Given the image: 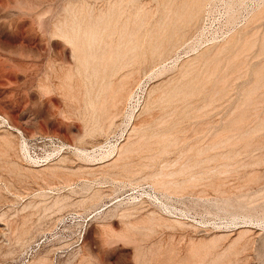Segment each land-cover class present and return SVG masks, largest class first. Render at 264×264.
Returning a JSON list of instances; mask_svg holds the SVG:
<instances>
[{"label":"rangeland","instance_id":"obj_1","mask_svg":"<svg viewBox=\"0 0 264 264\" xmlns=\"http://www.w3.org/2000/svg\"><path fill=\"white\" fill-rule=\"evenodd\" d=\"M263 80L264 0H0V264H264Z\"/></svg>","mask_w":264,"mask_h":264},{"label":"bare ground","instance_id":"obj_2","mask_svg":"<svg viewBox=\"0 0 264 264\" xmlns=\"http://www.w3.org/2000/svg\"><path fill=\"white\" fill-rule=\"evenodd\" d=\"M116 1H117V0H116ZM131 1H132V0H131ZM186 1H187V0H186ZM28 2H29V1H28ZM126 2H127V1H126ZM126 2H125V3H126ZM129 2H130V1H129ZM133 2H134V1H133ZM190 2H191V1H190ZM111 3H112V2H111ZM115 3H117V2H115ZM136 3H137V2H136ZM136 3H135V4H136ZM27 4H28V3H27ZM27 4H26V5H27ZM126 4H127V3H126ZM137 4H138V3H137ZM190 4H191V3H190ZM26 5H25V6H26ZM29 5H30V3H29ZM127 5H128V4H127ZM131 5H132V3H131ZM133 5H134V4H133ZM200 5H201V4H200ZM200 5H199V6H200ZM23 6H24V5H23ZM30 6H31V5H30ZM32 6H33V5H32ZM73 6H74V5H73ZM109 6H110V3H109ZM135 6H136V5H135ZM138 6H139V5H138ZM166 6H167V5H166ZM182 6H183V5H182ZM26 8H29V7H26ZM65 8H66V7H65ZM74 8H75V7H74ZM121 8H122V7H121ZM124 8H125V6H124ZM202 8H203V7H202ZM76 9H78V7H77ZM85 9H86V8H84V10H85ZM107 9H109V8H107ZM110 9H111V8H110ZM122 9H123V8H122ZM136 9H137V8H136ZM186 9H187V8H186ZM28 10H29V9H28ZM31 10H32V9H31ZM124 10H125V9H124ZM171 10H172V8H171ZM182 10H183V9H182ZM101 11H102V10H101ZM103 11H104V10H103ZM107 11H108V10H107ZM113 11H114V10H113ZM139 11H140V8H139ZM158 11H159V10H158ZM172 11H173V10H172ZM189 11H190V9H189ZM82 12H83V11H82ZM88 12H89V11H88ZM98 12H99V11H98ZM109 12H110V11H109ZM111 12H112V11H111ZM115 12H116V11H115ZM123 12H124V11H123ZM123 12H122V13H123ZM137 12H138V10H137ZM174 12H175V11H174ZM183 12H185V11H183ZM183 12H182V13H183ZM198 12H199V11H198ZM84 13H85V12H84ZM125 13H126V12H125ZM145 13H146V12H145ZM38 14H39V13H38ZM65 14H66V13H65ZM77 14H78V13H77ZM82 14H83V13H82ZM95 14H96V13H95ZM118 14H119V13H118ZM127 14H129V13H127ZM143 14H144V13H143ZM159 14H160V13H159ZM66 15H67V14H66ZM69 15H70V14H69ZM88 15H89V13H88ZM90 15H91V13H90ZM93 15H94V14H93ZM111 15H112V14H111ZM134 15H135V14H134ZM138 15H139V14H137V16H138ZM180 15H182V14L180 13ZM180 15H179V16H180ZM194 15H195V14H194L193 11L190 12V14H189V18H191V17L194 18ZM37 16H39V15H37ZM37 16H36V17H37ZM101 16H102V15H100V17H101ZM124 16H125V15H124ZM139 16H140V15H139ZM82 17H83V16H82ZM97 17H98V16H97ZM125 17H126V16H125ZM184 17H185V15H184ZM254 17H255V16H254ZM69 18H70V17H69ZM92 18H94V16H93ZM104 18H105V17H104ZM110 18H111V16H110ZM121 18H122V17H121ZM140 18H141V17H140ZM185 18H186V17H185ZM185 18H184V19H185ZM196 18H197V16H196ZM196 18H195V20H196ZM36 19H37V18H36ZM38 19H39V17H38ZM70 19H71V18H70ZM79 19H80V18H79ZM86 19H87V18H86ZM102 19H103V18H102ZM114 19H115V16H114ZM116 19H117V18H116ZM123 19H124V18H123ZM131 19H132V18H131ZM40 20H41V18H40ZM61 20H62V19H61ZM80 20H81V19H80ZM93 20H94V19H93ZM120 20H121V19H120ZM133 20H134V18H133ZM181 20H182V19H181ZM186 20H187V19H186ZM193 20H194V19H193ZM59 21H60V20H59ZM62 21H63V20H62ZM68 21H69V20H68ZM86 21H87V20H86ZM102 21H103V20H102ZM104 21H105V20H104ZM124 21H125V20H124ZM136 21L138 22L139 20H136ZM144 21H145V20H144ZM144 21H143V22H144ZM172 21H173V20H172ZM38 22H39V21H38ZM65 22H66V21H65ZM111 22H113V21H111ZM118 22H119V20H118ZM128 22H129V20H128ZM140 22H141V21H140ZM54 23H55V22H54ZM54 23H53V24H54ZM59 23H63V22H59ZM69 23H70V21H69ZM71 23H72V22H71ZM84 23H85V22H84ZM86 23H87V22H86ZM91 23H92V22H91ZM125 23H126V22H125ZM141 23H142V22H141ZM148 23H149V22H148ZM183 23H184V21H183ZM105 24H106V23H105ZM136 24H137V23H136ZM154 24H155V23H154ZM180 24H181V23H180ZM180 24H179V25H180ZM184 24H185V23H184ZM193 24H194V23H193ZM66 25H67V24H66ZM107 25H108V24H107ZM112 25H113V23H112ZM122 25H123V24H122ZM133 25H135V24H133ZM179 25H178V26H179ZM61 26H63V25H61ZM101 26H102V25H101ZM125 26H126V25H125ZM147 26H149V25H147ZM54 27H55V25H54ZM56 27H58V26L56 25ZM97 27H98V26H97ZM112 27H113V26H112ZM112 27H111V30H113ZM114 27H115V26H114ZM127 27H128V26H127ZM133 27H134V26H133ZM139 27H140V26H139ZM190 27H191V26H190ZM59 28H60V27H59ZM64 28H65V27H64ZM64 28H63V29H64ZM70 28H71V27H70ZM99 28H101V27L99 26ZM130 28H132V27H130ZM200 28H202V27H200ZM57 29H58V28H57ZM60 29H61V28H60ZM121 29H122V28H121ZM138 29H139V28H138ZM138 29H137V30H138ZM150 29H151V28H150ZM161 29H162V28H161ZM55 30H56V29H55ZM64 30H65V29H64ZM116 30H118V29L116 28ZM131 30H133V29H131ZM131 30H130V31H131ZM184 30H185V28H184ZM56 31H58V30H56ZM60 31H61V30H60ZM86 31H88V30H86ZM114 31H115V30H114ZM124 31H125V30H124ZM127 31H128V30H127ZM130 31H129V32H130ZM147 31H148V30H147ZM159 31H160V30H159ZM177 31H178V30H177ZM201 31H202V30H199V31H197V32H201ZM72 32H73V30H72ZM117 32H118V31H117ZM138 32H139V31H138ZM154 32H155V31H154ZM59 33H60V32H59ZM81 33H82V32H81ZM94 33H95V32H94ZM147 33H148V32H147ZM147 33H146V34H147ZM70 34H71V33H70ZM95 34H96V33H95ZM114 34H115V33H114ZM166 34H167V33H166ZM54 35H55V33H54ZM56 35H57V37H59V36H58L59 34L56 33ZM62 35H63V34H62ZM82 35H83V34H82ZM108 35H109V33H108ZM112 35H113V33H112ZM129 35H130V34H129ZM64 36H65V35H64ZM95 36H96V35H95ZM242 36H243V35H242ZM68 37H69V36H68ZM75 37H76V35H75ZM75 37H74V38H75ZM113 37H114V36H113ZM60 38H63V37L60 36ZM66 38H67V37H66ZM94 38H96V37H94ZM116 38H117V37H116ZM82 39H83V38H82ZM122 39H123V38H121V40H122ZM158 39H159V37H158ZM175 39H177V38H175ZM175 39H174V41H175ZM245 39H246V38H245ZM64 40H65V39H64ZM94 40H95V39H94ZM117 40H119V39H117ZM117 40H116V41H117ZM123 40H124V39H123ZM127 40H128V38H127ZM127 40H126V41H127ZM134 40H135V38H134ZM137 40H138V39H137ZM145 40H146V39H145ZM156 40H157V38H156ZM116 41H115V42H116ZM146 41H147V40H146ZM234 41H235V40H234ZM240 41H241V40H240ZM242 41H243V40H242ZM67 42H68V41H67ZM74 42H75V41H74ZM85 42H86V41H85ZM136 42H137V41H136ZM152 42H153V40H152ZM79 43H80V42H79ZM81 43H82V42H81ZM81 43H80V44H81ZM83 43H84V42H83ZM113 43H114V42H113ZM162 43H164V42H162ZM65 44H68V43H65ZM74 44H75V43H74ZM92 44H93V43H92ZM94 44H95V43H94ZM104 44H105V41H104ZM107 44H109V43H107ZM135 44H136V43H135ZM145 44H146V43H145ZM165 44H166V43H165ZM226 44H227V43H226ZM239 44H240V43H239ZM251 44H252V43H251ZM86 45H88V44H86ZM86 45H85V46H86ZM109 45H110V44H109ZM111 45H112V44H111ZM116 45H117V44H116ZM119 45H120V43H119ZM137 45H138V44H137ZM93 46H94V45H93ZM113 46H114V45H113ZM120 46H122V45H120ZM120 46H119V47H120ZM145 46H146V45H145ZM52 47H53V46H52ZM52 47H51V48H52ZM101 47H102V46H101ZM109 47L114 48V47H112V46H109ZM125 47H126V46H125ZM162 47H164V45H163ZM55 48H56V46H55ZM72 48H73V46H72ZM74 48H75V47H74ZM87 48H88V47H87ZM92 48H93V47H92ZM92 48H91V49H92ZM116 48H117V47H116ZM134 48H135V47H134ZM235 48H236V47H235ZM235 48H234V49H235ZM126 49H127V48H126ZM126 49H125V50H126ZM236 49H237V48H236ZM75 50H76V49H75ZM87 50H88V49H87ZM112 50H114V49H112ZM127 50H128V49H127ZM127 50H126V52H127ZM130 50H132V49H129V51H130ZM150 50H151V49H150ZM162 50H163V48H162ZM79 51H80V50H79ZM88 51H89V50H88ZM96 51H97V50H96ZM101 51H102V50H101ZM101 51H100V52H101ZM108 51L110 52L111 50L108 49ZM217 51H218V50H217ZM240 51H241V50H240ZM72 52H73V51H72ZM126 52H125V53H126ZM231 52H232V51H231ZM235 52H236V51H235ZM106 53H107V52H106ZM127 53H128V52H127ZM127 53H126V54H127ZM146 53H147V52H146ZM239 53H240V52H239ZM73 54H74V52H73ZM104 54H105V53H104ZM209 54H210V53H209ZM209 54H208V55H209ZM82 55H84V54H82ZM94 55H95V54H94ZM106 55H107V54H106ZM122 55H123V53H122ZM84 56H85V55H84ZM98 56H99V53H98ZM99 57H100V56H99ZM107 57H108V56H107ZM111 57H112V56H111ZM125 57H126V56H125ZM128 57H129V56H128ZM207 57H208V56H207ZM209 57H211V56H209ZM212 57H213V56H212ZM73 58H74V56H73ZM102 58H103V56H102ZM112 58H113V57H112ZM202 58H204V57H202ZM232 58H233V57H232ZM108 59H109V58H108ZM151 59H152V58H151ZM209 59H210V58H209ZM81 60H83V59L81 58ZM102 60H103V59H102ZM120 60H121V59H120ZM122 60H123V59H122ZM126 60L129 62V59H126ZM240 60H241V59H240ZM93 61H94V59H93ZM100 61H101V58H100ZM104 61H107V60L104 59ZM127 61H125V62H127ZM55 62H56V61H55ZM109 62H110V61H109ZM119 62H120V63H123V62H121V61H119ZM96 63H97V62H96ZM105 63H106V62H105ZM114 63H115V62H114ZM237 63H238V62H237ZM237 63H236V65H237ZM240 63H241V62H240ZM54 64H55V63H54ZM74 64H75V62H74ZM90 64H91V60H90ZM92 64H93V63H92ZM92 64H91V65H92ZM103 64H104V63H103ZM107 64H108V63H107ZM124 64H125V63H124ZM76 65H77V64H76ZM99 65H100V64H99ZM121 65H122V64H121ZM121 65H120V66H121ZM241 65H242V64H241ZM104 66H106V64H104ZM74 67H75V66H74ZM60 68H61V65H60ZM93 68H94V67H93ZM237 68H238V67H237ZM67 69H68V68H67ZM69 69H70V68H69ZM69 69H68V70H69ZM73 69H74V68H73ZM79 69H80V68H79ZM99 69H100V68H99ZM61 70H62V68H61ZM64 70H66V69H64ZM64 70H63V71H64ZM102 70H103V69H102ZM185 70H186V69H185ZM222 70H223V69H222ZM74 71H75V69H74ZM83 71H84V70H83ZM237 71H238V70H237ZM61 72H62V71H61ZM67 72H68V71H67ZM76 72H77V71H76ZM107 72H108V71H107ZM218 72H219V71H218ZM70 73H71V72H70ZM91 73H92V72H91ZM97 73L99 74V72H97ZM212 73H213V72H212ZM231 73H232V72H231ZM63 74H64V73H63ZM68 74H69V73H67V75H68ZM77 74H78V72H77ZM89 74H90V73H89ZM98 74H97V75H98ZM256 74H257V72H256ZM61 75H62V74H61ZM61 75H60V77H61ZM67 75L64 74V76H67ZM230 75H231V74H230ZM234 75H235V73H234ZM257 75H258V74H257ZM74 76H75V75H74ZM108 76H109V75H108ZM212 76H213V75H212ZM221 76H222V75H221ZM221 76H220V77H221ZM62 77H63V76H62ZM70 77L72 78L71 75H70ZM75 77H76V76H75ZM88 77H89V76H88ZM94 77H95V76H94ZM225 77H226V76H225ZM63 78H64V77H63ZM63 78H62V79H63ZM80 78H81V77H80ZM218 78H219V77H218ZM62 79H61V80H62ZM65 79H66V78H65ZM215 79H216V78H214V80H215ZM61 80H60V81H61ZM66 80H68V79H66ZM66 80H65V81L62 80V81H64V82L66 83V82H68V81H66ZM76 80H77V79H75V81H76ZM86 80H88V79H86ZM86 80H85V81H86ZM94 80H95V79H94ZM101 80H102V79H101ZM217 80H219V79H217ZM89 81H90V80H89ZM123 81H124V80H123ZM227 81H228V80H227ZM263 81H264V80H263ZM70 82H71V81H70ZM99 82H100V81H99ZM111 82H112V81H111ZM124 82H125V81H124ZM214 82H215V81H214ZM255 82H256V80H255ZM77 83H79V82L77 81ZM89 83H90V82H88V84H89ZM108 83H109V82H108ZM120 83H121V82H120ZM126 83H127V82H126ZM215 83H216V82H215ZM253 83H254V82H253ZM68 84H69V82H68ZM68 84H67V85H68ZM73 84H74V82H73ZM86 84H87V83H86ZM101 84H102V83H101ZM113 84L115 85L114 82H113ZM116 84H117V83H116ZM71 85H72V83H71ZM75 85H76V84H75ZM78 85H79V84H78ZM89 85H90V84H89ZM124 85H125V84H124ZM124 85H120V86H124ZM212 85H213V83H212ZM223 85H224V84H223ZM226 85H227V84H226ZM62 86H63V85H62ZM69 86H70V85H69ZM115 86H117V85H115ZM220 86H221V85H220ZM262 86H263V85H262ZM72 87H73V85H72ZM74 87H75V86H74ZM78 87H79V86H78ZM78 87H76V88H78ZM89 87H90V86H89ZM92 87H93V86H92ZM125 87H126V86H125ZM224 87H225V86H224ZM64 88H65V87H64ZM87 88H88V87H87ZM99 88H100V87H99ZM113 88H115V87L113 86ZM113 88H112V89H113ZM117 88H118V87H117ZM119 88H120V87H119ZM215 88H216V86H215ZM217 88H218V87H217ZM221 88H222V87H221ZM259 88H261V87H259ZM68 89H69V88H68ZM70 89H71V88H70ZM89 89H92V88H89ZM109 89H110V88H109ZM198 89H199V88H198ZM78 90H79V89H78ZM78 90H76V91H78ZM87 90H88V89H87ZM125 90H127V88H126ZM171 90H172V88H171ZM192 90H193V89H192ZM213 90H214V89H213ZM213 90H212V91H213ZM216 90H217V89H216ZM224 90H225V89H224ZM254 90H256V89H254ZM88 91H89V90H88ZM112 91H113V90H112ZM117 91H120V90H117ZM169 91H170V90H169ZM219 91H221V90H219ZM219 91H218V92H219ZM62 92H65V91H62ZM67 92H69V91H66V93H67ZM70 92H71V90H70ZM79 92H80V91H79ZM94 92H95V91H94ZM256 92H257V91H256ZM88 93H89V92H88ZM107 93H108V92H107ZM124 93H125V92H124ZM124 93H120V94L123 95ZM247 93H248V92H247ZM73 94L76 95V93H74V91H73ZM79 94H80V93H79ZM79 94H78V95H79ZM217 94H218V93H217ZM251 94H252V93H251ZM253 94H255V92H254ZM66 95H67V94H66ZM66 95H65V96H66ZM109 95H110V94H109ZM111 95H112V94H111ZM113 95H114V94H113ZM116 95H117V94H116ZM125 95H126V94H124V96H125ZM212 95H213V94H212ZM215 95H216V94H215ZM215 95H214V96H215ZM218 95H219V94H218ZM119 96H120V95H119ZM124 96H121L120 98H122V97H124ZM263 96H264V95H263ZM67 97H70V96L67 95ZM72 97H73V96H72ZM72 97H71V98H72ZM76 97H77L76 99H78V96H76ZM117 97H118V96H117ZM117 97H116V98H117ZM157 97H160V96H157ZM258 97H259V96H258ZM73 98H75V96H74ZM105 98H106V97H105ZM118 98H119V97H118ZM118 98L115 99V100H116V101H117V100L120 101ZM124 98H125V97H124ZM214 98H215V97H214ZM218 98H219V97H218ZM262 98H263V97H262ZM96 99H97V98H96ZM209 99H211V98H209ZM68 100H69V99H68ZM70 100H72V99H70ZM103 100L105 101V99H103ZM111 100H112V99H111ZM212 100H213V99H212ZM261 100H262V99H261ZM73 101H75V100H73ZM77 101H78V100H77ZM100 101H101V100H100ZM257 101H258V100H257ZM106 102H107V101H106ZM114 102H115V101H114ZM251 102H252V101H251ZM251 102H250V103H251ZM107 103H108V102H107ZM153 103H154V102H153ZM254 103H255V102H254ZM254 103H253V105H255ZM151 104H152V103H151ZM91 105H93V104H91ZM107 105H108V104H107ZM109 105H110V104H109ZM118 105H119V104H118ZM247 105H248V104H247ZM104 106H105V105H104ZM255 106H256V105H255ZM247 107H248V106H245L246 109H247ZM87 109H88V108H87ZM91 109H92V107H91ZM106 109H107V108H106ZM243 109H244V108H243ZM252 109H253V108H252ZM254 109H255V107H254ZM100 110H101V107H100ZM102 110H103V109H102ZM111 110H112V109H111ZM111 110H110L109 112H112ZM244 110H245V109H244ZM88 111H89V110H88ZM104 111H105V110H104ZM250 111H251V109H250ZM91 112H93V111H91ZM114 112L116 113V110H115ZM238 112H239V111H238ZM238 112H237V113H238ZM242 112H243V111H242ZM251 112H252V111H251ZM251 112H249V113H251ZM104 113H105V112H104ZM106 114H107V113H106ZM106 114H105V115H106ZM111 114H112V113H111ZM241 114H242V113H241ZM102 115H103V114H102ZM108 115H109V114H108ZM248 115H249V114H248ZM252 115H253V114H252ZM103 116H104V115H103ZM109 116H110V115H109ZM235 116H236V115H235ZM263 116H264V115H263ZM263 116H261V117H263ZM114 117H115V116H114ZM114 117H113V118H114ZM133 117H134L133 112L129 113V114H128V121L130 122L131 119L133 120ZM236 117H237V116H236ZM248 117H249V116H248ZM96 118H97V117H96ZM102 118H103V117H102ZM104 118H107V116H105ZM231 118H232V117H231ZM243 118H244V116H243ZM263 118H264V117H263ZM111 119H112V118H111ZM229 119H230V118H229ZM247 119H248V118H247ZM104 120H105V119H104ZM230 120H231V119H230ZM230 120H229V121H230ZM244 120H245V119H244ZM231 121H233V118H232ZM237 121H238V120H237ZM249 121H250V120H249ZM261 121H262V120H261ZM92 122H93V120H92ZM104 122H105V121H104ZM110 122H111V121H110ZM239 122H240V121H239ZM245 122H246V121H245ZM259 122H260V120H259ZM259 122H258L257 125H260ZM108 123H109V122H108ZM226 123H228V121H227ZM226 123H225V124H226ZM256 123H257V122H256ZM103 124H104V123H103ZM105 124H106V123H105ZM248 124H249V123H248ZM95 125H96V124H95ZM95 125H94V126H95ZM232 125H233V124H232ZM232 125H231V127H232ZM261 125H262V123H261ZM102 126H103V125H102ZM243 126H244V125H243ZM254 126H255V125H254ZM227 127L230 128L229 125H228ZM236 127H238V126H236ZM241 127H242V126H241ZM262 127H264V126H262ZM225 128H226V127H225ZM230 129H231V128H230ZM230 129H228V130H230ZM233 129H236V128H232L231 130H233ZM243 129H244V128H243ZM253 130H254V128H253ZM256 130H257V129H256ZM224 131H225V130H224ZM226 131H227V130H226ZM246 131H247V130H246ZM233 132H234V131H233ZM248 132H249V131H248ZM252 132H253V131H252ZM224 133H225V132H224ZM224 133H223V134H224ZM227 133H229V131H228ZM227 133H226V134H227ZM244 133H245V132H244ZM250 133H251V132H249V133H247V134L249 135ZM255 133H256V132H255ZM255 133L253 132V134H255ZM243 135H244V134H243ZM219 136H221V135H219ZM240 136H242V134H241ZM224 137H225V136H224ZM224 137H222V138H224ZM229 137H230V136H229ZM242 137H243V136H242ZM244 137H245V136H244ZM244 137H243V138H244ZM227 138H228V137H227ZM247 138H248V137H247ZM215 139H216V138H215ZM215 139H214V140H215ZM228 139H229V138H228ZM231 139H232V138H231ZM236 139H240V138H236ZM240 140H242V139H240ZM8 141H9V140H8ZM218 141H219V140H218ZM218 141H217V142H218ZM225 141H226V140H225ZM244 141H245V140H244ZM5 142H6V141H5ZM213 142H215V141H213ZM227 142H228V141H227ZM227 142H226V143H227ZM235 142H236V140H235ZM3 143H4V142H3ZM8 143H9V142H8ZM220 143H221V142H220ZM209 144H210V143H209ZM235 144H236V143H235ZM8 145H9V144H8ZM20 145H21V144H20ZM228 145H229V144H228ZM228 145H227V146H228ZM231 145H232V142H231ZM231 145H230V146H231ZM236 145H237V144H236ZM22 146H24V145H22ZM22 146H21V147H22ZM61 146H62V145H61ZM207 146H208V145H207ZM211 146H212V145H211ZM204 147H205V146H204ZM212 147H213V146H212ZM225 147H226V146H225ZM122 148H124V147H122ZM126 148H127V147H126ZM126 148L124 149L125 151H127ZM129 148H130V147H129ZM129 148H128V150H129ZM215 148H216V147H215ZM220 148H221V147H220ZM130 149H133V148H130ZM22 150H23V149H22ZM120 150H122V149H120ZM206 150H207V149H206ZM206 150H205V152H207ZM79 151H80V150H79ZM82 151H83V150H82ZM82 151H81V152H82ZM200 151H201V150H200ZM83 152H84V151H83ZM121 152H123V151H121ZM128 152H129V151H128ZM130 152H131V150H130ZM130 152H129V153H130ZM198 152H199V149H198ZM236 152H238V151H236ZM232 153H233V152H232ZM119 154H120V153H119ZM127 154H128V153H127ZM229 154H230V153H229ZM234 154H235V153H234ZM236 154H237V153H236ZM120 155H121V154H120ZM120 155H119V156H120ZM123 155H124V153H123ZM222 155H223V154H222ZM230 155H231V154H230ZM196 156H197V155H196ZM199 156H200V154H199ZM201 156H202V155H201ZM214 156H215V155H214ZM228 156H229V155H228ZM228 156H227V157H228ZM123 157H125V156H123ZM212 157H213V156H212ZM205 158H206V157H205ZM25 159H26V158H25ZM123 159H124V158H123ZM192 159H193V158H192ZM194 159H195V158H194ZM202 159H203V158H202ZM207 159H209V158H207ZM214 159H215V158H214ZM26 160H27V159H26ZM30 160H31V159H30ZM32 160H33V159H32ZM120 160H121V159H120ZM195 160H196V159H195ZM210 160H211V159H210ZM28 161H29V160H28ZM192 161H193V160H192ZM197 161H198V160H197ZM199 161H200V160H199ZM201 161H202V160H201ZM33 162H35V161H33ZM194 162H196V161H194ZM189 164H190V163H189ZM192 164H193V163H192ZM198 164H199V163H198ZM187 166H188V165H187ZM182 167H184V166H182ZM189 167H190V166H189ZM54 168H55V167H54ZM184 168H185V167H184ZM56 169H57V168H56ZM181 169H182V168H181ZM53 170H54V169H53ZM51 171H52V170H51ZM180 171H181V170H180ZM55 173H56V172H55ZM49 175H50V174H49ZM57 175H59V173H58ZM60 175H61V174H60ZM60 175H59V176H60ZM54 176H55V175H54ZM62 176H64V175H62ZM51 177H52V176H51ZM47 178H49V177L47 176ZM190 179H191V178H189V180H190ZM191 180H192V179H191ZM191 180H190V181H191ZM165 183H167V182H165ZM185 183H186V182H185ZM185 183H184V184H185ZM168 184H169V183H168ZM161 185H163V184H161ZM169 185H170V184H169ZM179 185H180V184H179ZM182 185H183V184H182ZM180 187H181V186H180ZM55 202H56V201H55ZM56 203H57V202H56ZM46 260H47V259H46ZM33 261H34V260H33ZM45 262H46V261H45ZM31 264H32V263H31ZM33 264H34V263H33ZM36 264H44V263L41 262V261L38 259V261L36 262Z\"/></svg>","mask_w":264,"mask_h":264},{"label":"built area","instance_id":"obj_3","mask_svg":"<svg viewBox=\"0 0 264 264\" xmlns=\"http://www.w3.org/2000/svg\"><path fill=\"white\" fill-rule=\"evenodd\" d=\"M0 130H5V131L12 132V133L16 134V136L18 137L19 141L21 143L25 144V145L28 142V139H26L24 137V135L21 133V131H19L18 129L14 128L8 122V120L2 115H0ZM66 220L70 221L71 223H73L75 221L76 224H79V222H80V220L77 219V215L76 214L69 215L68 217H66ZM81 236L82 235L79 234L78 231L76 233H74L73 234V238H72V243L74 245H77V243L81 239ZM42 242L43 241L39 240V241H36V242H34L32 244V246L28 250V253H27L26 257L23 259V263H27L29 261V259H31L33 256H35L37 251L41 248Z\"/></svg>","mask_w":264,"mask_h":264}]
</instances>
